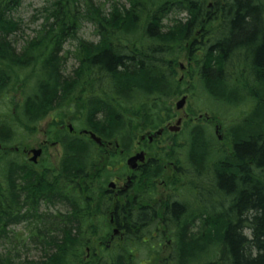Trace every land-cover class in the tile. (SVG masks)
I'll return each mask as SVG.
<instances>
[{
    "label": "trees",
    "instance_id": "1",
    "mask_svg": "<svg viewBox=\"0 0 264 264\" xmlns=\"http://www.w3.org/2000/svg\"><path fill=\"white\" fill-rule=\"evenodd\" d=\"M19 1L0 0V99L1 95L13 91L20 81L26 84L25 89L31 86L30 81L34 84L31 92L23 91V101L17 104L15 117L11 112L0 114V145L4 148L12 141L16 142L19 129L32 131L49 111H58L71 100L74 109L69 112L75 114L71 120L80 121L83 127L105 140H116L123 151L130 150L137 131L158 128L172 117L170 100L182 89L176 77V63L182 51L187 50L192 58L195 57L192 47L197 42L195 39L190 42L189 38H195V31L200 29L208 32L205 38L212 36L203 56L195 57L200 68L199 80L209 95L223 98L214 90L217 87L215 71L220 72L223 79L230 73L237 80L233 86L242 83L249 86L251 92L257 89L259 92L264 87V31L252 26L258 16L257 4L252 0L241 2L240 11L233 10L235 21L228 20V9L233 6L227 0H213L210 5L206 0H127L129 10L126 13L131 14L122 19L114 11L106 16L93 0H56L48 8L47 26L37 30L36 40L25 44L15 54L8 36L17 29V23L7 13ZM135 11H146L149 20H140V14L133 13ZM167 11H184L187 18H184L185 22L164 28L161 20ZM83 21L96 26L99 41L77 38ZM141 25L146 26V34L140 33ZM210 26L214 28L209 29ZM154 27L155 32L149 35ZM130 31L138 32L139 39L149 37V40L145 42L135 36L129 39L134 34H127ZM222 33L232 36L223 42ZM69 38L76 40L73 56L78 61L72 79L60 72L61 59L65 58L61 56L62 46ZM186 42H190L188 48ZM232 43H237L234 51L240 52V56L244 51L243 60L247 55L245 48H254V66L240 60L233 63L232 53L224 55L226 50L222 54V47L229 45L231 48ZM181 45L183 47L179 49ZM222 63L227 65L225 69L221 68ZM27 69V78L21 79L19 74ZM43 73L44 77H41ZM257 99L253 114L243 121L255 116L264 106L262 93ZM10 118L15 126L11 125ZM18 121L20 125L16 124ZM197 133L196 130L190 133V149L195 152L199 147L197 139L194 140ZM60 136L63 158L58 177L46 163L42 170L40 166L21 162L13 157L14 153L0 148V264H79L83 261L84 246L98 232V226L86 215L87 206L79 200L75 202L80 185L73 184L78 177L87 176V170L99 166L97 146L85 135L61 133ZM235 141L240 142L235 146V160L242 171L247 161L258 169L252 178L241 171L239 181L243 190L236 205H215L207 201L211 209L205 208L203 218L199 215L196 222L193 219L179 222L180 206L174 204L171 222L166 219L165 222L143 223L134 216L131 218L136 211L132 205L125 207V212L130 213L129 222L124 224L129 235L114 246L119 252L88 264H130L132 251L148 245L140 237H134L135 231L140 229L141 235H152L160 227H164L160 237L168 230L173 240L171 253L160 264H264V128L252 126L238 132ZM206 150L209 151L207 140ZM195 157H199L198 153ZM225 159H230L229 155ZM231 172L227 168L226 174L218 176L219 189L224 194L233 189ZM237 175L234 173L233 179ZM55 203L64 204L65 210L54 214L40 210L42 205ZM18 224L25 225L23 234L14 232L13 227ZM73 229L75 237L70 234ZM26 242L43 245L40 259L17 260L20 252L29 249ZM128 245L135 247L129 249Z\"/></svg>",
    "mask_w": 264,
    "mask_h": 264
},
{
    "label": "rangeland",
    "instance_id": "2",
    "mask_svg": "<svg viewBox=\"0 0 264 264\" xmlns=\"http://www.w3.org/2000/svg\"><path fill=\"white\" fill-rule=\"evenodd\" d=\"M54 1L56 0H20L19 4L13 8L11 11L7 13V16L12 18L17 23V29L8 36V39L10 41V46L14 48L15 54L18 53L17 51H21L23 49V46L27 43H31L32 41L36 40L37 36V30H39L45 25V19L47 18V12L48 8L53 6ZM207 3L210 5L212 4L213 0H206ZM93 3L102 9L104 14L108 16V12L114 11L115 14L119 16L120 19L129 16L131 13H126L129 10V3L127 0H93ZM114 7V9H113ZM113 9V10H112ZM133 13L140 14V20H149L145 15L147 14L146 11H143V13L139 11H135ZM152 13V12H149ZM49 14V12H48ZM51 15V14H50ZM184 18H187V13L185 12H175L173 14H168L165 17L162 18L161 23L164 28H167L168 26H172L173 24H179L182 22H185ZM182 19V20H181ZM177 20L178 22H175ZM51 22V19L49 20ZM182 21V22H181ZM175 22V23H174ZM111 26V25H110ZM114 27V25H112ZM145 25H141L140 27V33H145ZM214 26H210L209 29H213ZM167 30V29H165ZM164 31V30H163ZM220 30L217 31L216 36L218 35ZM152 32H155V30H152ZM196 37L200 39L201 41L207 40L205 38V35L208 32H204L201 29L196 30ZM77 38L84 39L89 42H97L99 41V35L96 32V26L94 27L91 22L83 21L80 25V28L77 32ZM135 36L134 38L138 40H142L147 42L149 40V37L147 38H141L140 34L138 32H135L131 37ZM133 38V39H134ZM194 40L193 37L189 38V41ZM136 40V41H138ZM134 41V40H133ZM187 43V42H186ZM211 41H208V45H210ZM76 46V40L69 38L62 46L61 56H65L64 59H61L60 67H61V74L65 77L70 76L69 78H73L74 74L73 71L78 66V61L73 56V51L75 50ZM205 47V46H204ZM256 48V47H255ZM16 49V50H15ZM203 48L198 53V58H201L204 54ZM188 51L186 50L185 54H182L179 58V60L176 63L175 71H176V77L177 80L182 77L180 83L183 85V88L186 90L181 89V92L186 91V94L188 95L187 103L185 108L190 111H193V115H197L201 112H209L205 110L208 108L209 110L213 111L211 115L213 118L221 124L222 126V132L223 136H228V134L231 131V128L233 125H235L241 117L243 116L242 112H244L245 109L242 110L238 109L235 110V108H232L231 106L224 105L221 103H218L216 101H213V97L210 96L203 88L202 83L199 82V76H192L191 72L192 69L189 65V61L187 60ZM216 58H218V55L216 54ZM215 58V59H216ZM231 59V57H228ZM179 62H181L185 68L184 70H180L179 68ZM231 63V62H230ZM226 64L222 63L221 68L225 69ZM220 69V68H219ZM29 74V70H25L24 72L19 74L20 78H27ZM214 76L217 77V71H215ZM39 77V76H38ZM41 77H44V73L41 74ZM31 81L29 82V85H33ZM264 85V84H263ZM26 84L23 82H20L14 87L13 91H10L6 94L1 95L0 99V114L7 115L8 113H12V117L16 116V106L17 104L22 103L23 101V91L29 93L32 91V86H28L27 89H25ZM178 93L176 96H174L170 100V105L173 109L172 117L170 118L172 121H174L178 117V112L175 111V102L181 97L182 93ZM220 99L223 101V98L220 97ZM74 104H75V99ZM73 102L71 100H68L65 103V106L60 108L58 111L51 110L48 112L46 117H44L42 120H40L33 129L34 133L31 134V136H24V138L18 139L17 143L20 142L22 144L28 145L30 147H36L37 145H42L43 142H47L44 146V152L42 155V158H44V162L47 161L52 167H57L61 157H62V147L60 143H58L59 135L62 132H67V124H71L76 132L81 131L84 127L80 124V121L71 120L75 114L73 112H69V110H73L74 106ZM61 112H65L66 114L61 115ZM10 123L12 126H15V122L13 121V118H10ZM62 122V123H60ZM165 123V122H164ZM163 123V124H164ZM255 127H259L260 129L264 128V108L261 107V109L257 112L255 116L252 117L250 124H255ZM162 124V125H163ZM18 125V124H17ZM161 125V126H162ZM204 127V139L208 142V148L213 150V154H215V151H219V155L215 156L212 161L207 163V168L204 172V179L205 183H198V176L200 177V180H202L203 175L199 173L198 170L195 169L194 172L198 174L192 175L191 174V163L187 159V151L184 147L183 143L185 141L186 135L188 131L193 126L192 123L188 122L187 124L184 122L182 130L174 135L175 138H173L172 134L165 133L163 136L157 138V140L153 141L151 144H147L148 147V154L149 156L153 157L154 154H157L158 157H160V161L162 166H165V170L161 169V171L164 173V176H166V181L163 185H161L162 189V204L165 205L166 203L170 202L171 200L174 201L177 200L181 202V204L185 205L188 204L190 206H197L198 200L204 199L201 194L198 192V186L204 185L207 189L210 191V196L206 193V198L204 199L205 202L209 201L208 203L213 202L215 205H220L222 201H225L228 196H225L223 191H221L218 188V179L216 176V172L213 171L211 168H213L216 161H218L221 155L226 156L228 155V152L226 150V143H221L218 141L216 134L214 133V127L212 124H203ZM19 131H22L19 129ZM148 131L146 128L141 129L140 131H137L135 133V141L133 143V148L128 152V154H132V152L136 149H138L141 145L140 143V136ZM57 142V143H54ZM146 142V141H145ZM227 142V141H226ZM190 147V146H189ZM113 150L112 147L105 148L107 151ZM200 150V146L198 147V151ZM107 151H99V155L102 156L103 160H112V157L107 154ZM175 153V152H182L184 155H180L178 159H181L184 163L182 165H174L172 157L164 155V153ZM24 159L27 160L26 156L22 155ZM198 156L199 153H198ZM199 158V157H198ZM170 160V161H168ZM115 165L114 168H117L119 166L118 162H114ZM161 166L160 164H158ZM161 166V167H162ZM176 166H181L183 168L182 172L174 171V168ZM180 173V174H178ZM203 173V172H202ZM248 175V171L244 172ZM160 179V177L158 176ZM113 180L112 177H109L108 181ZM148 182H152L148 179V177H144L142 180V183H138L137 187L143 186ZM99 183H101L99 181ZM102 185V183L100 184ZM158 198L155 199L154 202H158ZM212 203V204H213ZM186 207V205H185ZM65 206H61L58 203H55L54 205L47 207L42 206L41 210L50 212L54 214L58 211H64ZM99 208L101 210L100 205H96L93 210H98ZM208 209H211L207 207ZM206 208V209H207ZM91 212V210H90ZM221 212V210L219 211ZM87 215V213H86ZM90 221L93 224H96L98 226V232L91 237L90 243L85 245L83 248V253L81 255L82 262H79V264H88L90 261H101L103 259H107L108 256H114L119 252L117 248L114 246L116 245V237H113V242L111 243V240H107L108 235L111 232V229L108 228L109 224L106 221V218L104 220L102 218H99L97 215H91ZM193 216H190V212L187 211L185 208L184 212H180L177 214L178 221H183L185 219L192 220ZM107 227H106V226ZM14 232H20V234H23L25 232V225L24 224H18L13 227ZM163 227H160V229L157 232H153L154 235L158 236L159 238H156L153 241H150L147 245V248H139V250H133V261L130 264H160L161 260L164 258H167L168 255L171 253V244H168V235L167 232L160 237L162 234ZM72 237H75V230L70 233ZM105 236V239H100V237ZM150 236V234L147 235H141L140 236H134V237H140L141 239ZM76 239V238H75ZM107 242V243H106ZM29 249H27L25 252H20L17 256V260L19 259H27V260H37L40 259L42 256V244L35 243H25ZM108 244V245H106ZM131 245V243H128ZM128 248H134L135 246H129ZM108 248L109 250H106ZM91 263V262H90Z\"/></svg>",
    "mask_w": 264,
    "mask_h": 264
},
{
    "label": "flooded vegetation",
    "instance_id": "3",
    "mask_svg": "<svg viewBox=\"0 0 264 264\" xmlns=\"http://www.w3.org/2000/svg\"><path fill=\"white\" fill-rule=\"evenodd\" d=\"M224 101V100H223ZM251 100L249 99H243L240 106L233 105L235 110L238 109H245L246 113H249L251 115L250 111L253 108V105H251ZM264 107V106H263ZM187 116L185 121L182 123V127L184 125V122H190L192 124H198V133L201 135L200 141H198V145L200 146V150L197 152H192L188 157V161L191 163V174L197 175L198 174L195 171L198 170L201 175H203L202 180H200V177L198 176V183H205L204 179V172H205V165H206V155L210 154L206 150V142L204 139V125L206 122H211L206 116H201L202 113L198 114V116H194L192 113L186 110ZM244 114V112H242ZM243 117V116H242ZM237 122L233 127L231 128V131L228 135L230 139V143H226L222 132V126L221 124H217L216 122H213L212 125L214 127H218V134L222 137L220 140L221 143H226V150L228 152L229 158L233 161H236V149L235 146L237 144V141H235L236 134L238 135V131L241 127H244V130H248L249 128H252L250 126L251 119H248L246 121H243L244 118H242ZM197 118V119H196ZM173 138H175L174 134H172ZM62 136V135H61ZM61 136L58 138V143L61 145ZM146 141V142H145ZM47 142L42 143V147L44 148L45 144ZM57 143V142H54ZM153 143V141L148 140H141L140 141V147L138 150H142L144 152V158L143 161L139 162L136 168L130 169L126 166V153L123 150H110L107 151L108 156L112 157V160L110 161H103V163H108L106 166H98L95 167L92 171H88V175L80 176L76 180H74L76 183H74L76 186H79V189L77 191L78 194L75 195L76 200H79L82 204L87 206L86 213L88 216L91 215H97L99 218H106V221L111 226V233L109 235L110 239H113V237H116L117 239H122L125 237V235H129L126 233L127 231L124 228V224L129 222V212H125V207L128 208L129 206H133V208L136 210L131 218L134 216L135 219L141 223L148 222V221H155V222H165L166 219L170 221L172 216H174V204H177L180 206V213L181 211L184 212L185 208L187 211L190 212V216H193L192 218L195 219L197 216L204 217L205 208L207 207V204L204 202V199L206 198V192L204 191V188L206 186L200 185L198 186V192L201 194V196L204 199L198 200L197 206H190L188 204H181V202L174 199V201H170L166 203L165 205L162 204V189L161 185L164 184L166 181V176H164V173L161 171V169L165 170V166L163 167L160 161V157H158L157 154H154L153 157L149 156L148 147L147 144ZM62 147V146H61ZM110 147V146H108ZM137 150V151H138ZM25 152V151H24ZM136 152V151H135ZM191 152V151H189ZM187 152V153H189ZM196 153H199V158L195 157ZM26 154V158L28 159L30 155ZM166 156L172 157L174 165H182L184 162L181 159H178L180 155H184L182 152H169L164 153ZM190 159V160H189ZM118 162L119 166L117 168H114L115 165L114 162ZM170 161V160H168ZM196 161V164H195ZM160 164L161 166H159ZM251 162H246V168L245 171H249L251 166ZM161 168V169H160ZM174 171L182 172L183 168L181 166H176L174 168ZM203 172V173H202ZM180 174V173H178ZM160 177V179L158 178ZM109 177H112L113 180L108 181ZM148 177L149 180L152 182H148L143 186L137 187V184L140 182L142 183L143 178ZM219 180V179H218ZM99 181L102 183H99ZM219 183V181H218ZM159 199L158 202H154L155 199ZM100 205L101 210L97 208L98 210H93V208L96 205ZM91 210V212H90ZM128 220V221H127ZM117 222L121 223V226L118 225ZM141 227V225L138 226V228ZM115 230V231H114ZM136 236H140V229H137ZM132 233V231H131ZM154 234H150V237H154ZM142 240L148 242V237L142 238Z\"/></svg>",
    "mask_w": 264,
    "mask_h": 264
},
{
    "label": "bare ground",
    "instance_id": "4",
    "mask_svg": "<svg viewBox=\"0 0 264 264\" xmlns=\"http://www.w3.org/2000/svg\"><path fill=\"white\" fill-rule=\"evenodd\" d=\"M227 1L233 6L230 9H228L229 10L228 13H227V16L229 18L228 20L229 21H232V20L235 21L236 20V13L233 10L240 11L241 7H243V6H241L240 3L241 2H245L246 0H227ZM253 2L255 4H257L256 5V8H257L256 12H257V15L258 16L256 17V19H254L255 21L253 20L254 23L252 24V26L261 27L262 30L264 31V0H254V1L252 0V3ZM173 13H175V12L167 11L165 13V15L173 14ZM153 30H155V27H154ZM135 32L130 31L127 34H133ZM150 33H152V29L149 32V35H150ZM221 35H222L221 37H222L223 42H225L228 38L230 39V37L232 36L231 33L230 34L222 33ZM129 39H132V37H129ZM194 39H195V41L197 43L192 47V51H194V56L195 57H198L197 56L198 53L203 49L204 46H205V49L206 48L208 49V47H209L208 41L212 39V36L207 35L206 42L205 41H201L196 36H195ZM190 42L186 43L187 48L189 47V43ZM183 46H184V44H183ZM183 46L182 45H181V47L179 46L180 47L179 49H181ZM224 46H226V45H224ZM224 46L222 47V54H224V50L227 51V53L224 54L225 56H227V55L230 56L231 53H232L233 63L237 64L236 61L240 60V61H246V63H252V65L254 66V48H250V47H248V48L246 47L245 48V51H246V54L247 55L244 56L246 58V60H243L242 58H243V52L244 51L242 50L241 56H240V52H235L234 51L237 48V43H232V47L231 48H230L229 45L226 46V47H224ZM185 52L186 51H182L180 53V55H179V58H180V56L182 54H185ZM195 57L192 58L191 57V54H188L187 55V60L189 61V65H190V67L192 69L191 75L192 76H199L198 73H199V69L200 68H199L198 63L196 62V58ZM179 58H178V60H179ZM212 58H213V56H212ZM179 65H183V64L181 62H179ZM244 68L247 69V70H249L246 66ZM209 71H211V70H209ZM209 71H205V74L208 75L209 74ZM217 74H218L217 77H216L217 79L215 80V83H216L217 87L214 89L215 92L218 93V94H222L223 95V99H224V101L226 103L232 104V105H236V106H240V104H241V102H242L243 99H249V100H251L252 101L251 102V105H253V108L250 111V113L253 114V110H254L255 105H256V103L258 101L257 98H259V95L261 93L263 94V97H264V87H262L261 91H259V92H258V89H257L256 92L255 91L254 92H251V90L248 88L249 86H247L245 84L240 83V85H239L237 83L236 85L233 86L232 84H235L237 82V80H236L235 76H232L231 77V74L230 73H226V75H228V77L227 78H224V79L222 78L223 76L220 75V72H218ZM249 85L252 86L253 83H250ZM252 87H254V86H252ZM254 88H252V89L255 90ZM253 93H255V94H253ZM262 108H264V107L262 106ZM244 113L246 115H249V113H246V111H244ZM249 125L250 126H255V124H249ZM243 130H244V127H241L238 132L240 133ZM195 139H197V141H200L201 135L199 133H197L196 136H195V138H194V140ZM237 144H240V142H237ZM219 154L220 153L217 150V151H215V154H211L210 153V154L206 155V157H207L206 158V165H207V163H209L210 161H212L215 156H217ZM225 157L226 156L221 155L219 157L220 159L218 161H216V163L214 164L213 168H211V169L216 172L217 179L219 178L218 176H220L222 174H226L227 168H228L229 171L232 170V172L229 175H231V177H232V178L230 177L231 178L230 179V185L233 187V189L230 192L225 191V196H228V198L225 197L226 200L225 201H222L220 203V205H223L224 204V206H225V205H229L230 203L236 205L237 202H238V200H239V196H240V194H241V192L243 190V188H241L242 185L240 184L241 181H239V177H240V173H241L242 169L240 168V164L239 163H237L236 161H233L231 159H227L226 160ZM220 163H224V164H222L220 167H218L220 165ZM230 164L232 166H229ZM206 165H205V169L207 168ZM224 167H227V168H224ZM230 168H231V170H230ZM256 171H258V169L255 168V166L253 164H251L250 169L248 171V176L250 178H252V174L254 172H256ZM242 172H244V171H242ZM234 173H235V175H237V174L238 175L235 176V178L233 179V176L232 175ZM256 182L258 183L257 180H256ZM218 188H219V184H218ZM251 188L252 187H249V189H251ZM204 191L210 196L209 189L204 188ZM244 215H246V214H244Z\"/></svg>",
    "mask_w": 264,
    "mask_h": 264
},
{
    "label": "water",
    "instance_id": "5",
    "mask_svg": "<svg viewBox=\"0 0 264 264\" xmlns=\"http://www.w3.org/2000/svg\"><path fill=\"white\" fill-rule=\"evenodd\" d=\"M185 100H186V96H183L181 97L177 102H176V109H182L184 104H185ZM181 120H182V117H179L176 122L172 125V126H169V129L172 130V131H177L179 130V126H180V123H181ZM168 125V124H167ZM70 130H71V126H70ZM91 134V137L97 141L98 143H100V139L98 137H96L93 133H90ZM33 152V157L31 158L32 160H36V157L41 153V150L40 149H37V150H32ZM143 159V154L142 153H137L135 154L134 156L132 157H129L127 159V164L130 168H134L136 166V161L137 160H141Z\"/></svg>",
    "mask_w": 264,
    "mask_h": 264
}]
</instances>
